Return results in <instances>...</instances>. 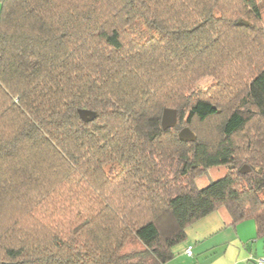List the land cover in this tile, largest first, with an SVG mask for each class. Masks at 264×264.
I'll use <instances>...</instances> for the list:
<instances>
[{
  "label": "trees",
  "instance_id": "trees-1",
  "mask_svg": "<svg viewBox=\"0 0 264 264\" xmlns=\"http://www.w3.org/2000/svg\"><path fill=\"white\" fill-rule=\"evenodd\" d=\"M0 4V264H166L221 207L264 236V0Z\"/></svg>",
  "mask_w": 264,
  "mask_h": 264
},
{
  "label": "crops",
  "instance_id": "crops-1",
  "mask_svg": "<svg viewBox=\"0 0 264 264\" xmlns=\"http://www.w3.org/2000/svg\"><path fill=\"white\" fill-rule=\"evenodd\" d=\"M185 233L166 264H253L264 257V236H258L255 222L247 219L233 224L225 207L193 223ZM188 247L190 255L185 254Z\"/></svg>",
  "mask_w": 264,
  "mask_h": 264
},
{
  "label": "water",
  "instance_id": "water-1",
  "mask_svg": "<svg viewBox=\"0 0 264 264\" xmlns=\"http://www.w3.org/2000/svg\"><path fill=\"white\" fill-rule=\"evenodd\" d=\"M237 25L247 26V23L238 22ZM78 115L81 118V120L85 123L93 121L97 116L95 112L87 111V110H79ZM176 123H177L176 110L165 108L161 115V122H160L161 128L163 130H167L175 127ZM178 138L182 142H194L196 140L195 135L189 130V128H183L178 133ZM248 171H249L248 167L244 166L243 168H241L240 173L244 174Z\"/></svg>",
  "mask_w": 264,
  "mask_h": 264
},
{
  "label": "rangeland",
  "instance_id": "rangeland-1",
  "mask_svg": "<svg viewBox=\"0 0 264 264\" xmlns=\"http://www.w3.org/2000/svg\"><path fill=\"white\" fill-rule=\"evenodd\" d=\"M211 78H204L202 80H199L196 84V87L200 90L205 91L210 84H212ZM226 174V168L225 167H214L209 169L204 175L197 178L196 180V186L199 189H202L212 182H215L219 179H221ZM261 198L264 200V194L261 196Z\"/></svg>",
  "mask_w": 264,
  "mask_h": 264
},
{
  "label": "built area",
  "instance_id": "built-area-1",
  "mask_svg": "<svg viewBox=\"0 0 264 264\" xmlns=\"http://www.w3.org/2000/svg\"><path fill=\"white\" fill-rule=\"evenodd\" d=\"M185 254L190 255V248L189 247L185 250ZM253 264H264V257L257 258L253 262Z\"/></svg>",
  "mask_w": 264,
  "mask_h": 264
}]
</instances>
